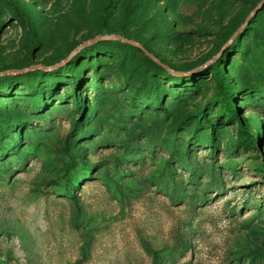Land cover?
Masks as SVG:
<instances>
[{
  "label": "rangeland",
  "instance_id": "1",
  "mask_svg": "<svg viewBox=\"0 0 264 264\" xmlns=\"http://www.w3.org/2000/svg\"><path fill=\"white\" fill-rule=\"evenodd\" d=\"M0 264H264V0H0Z\"/></svg>",
  "mask_w": 264,
  "mask_h": 264
},
{
  "label": "trees",
  "instance_id": "2",
  "mask_svg": "<svg viewBox=\"0 0 264 264\" xmlns=\"http://www.w3.org/2000/svg\"><path fill=\"white\" fill-rule=\"evenodd\" d=\"M217 74H220V71L217 70ZM217 92L218 96L220 97V106H221V111L231 114V115H238L237 108L235 104L231 100L230 92L227 88V85L225 84L223 78L219 76V79L217 81ZM239 118V117H238ZM239 125L243 127V123L239 122ZM67 192L73 196V193H70L69 189H67Z\"/></svg>",
  "mask_w": 264,
  "mask_h": 264
},
{
  "label": "water",
  "instance_id": "3",
  "mask_svg": "<svg viewBox=\"0 0 264 264\" xmlns=\"http://www.w3.org/2000/svg\"><path fill=\"white\" fill-rule=\"evenodd\" d=\"M99 37H101V36H96V38H99ZM115 37H116V38H120V39H122V40H124V41H126V42H129V43H132V44L138 45V46H140L142 49H144V48L142 47V45H140L138 42H136V41H134V40H132V39H130V38H128V37H125L124 35L116 34ZM146 52H147L149 55H151L149 51L146 50Z\"/></svg>",
  "mask_w": 264,
  "mask_h": 264
}]
</instances>
